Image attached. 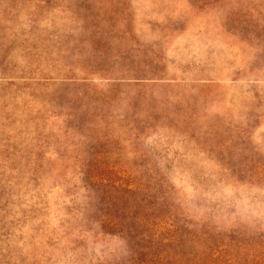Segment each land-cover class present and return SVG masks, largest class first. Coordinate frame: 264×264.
Masks as SVG:
<instances>
[{
    "label": "rangeland",
    "instance_id": "rangeland-1",
    "mask_svg": "<svg viewBox=\"0 0 264 264\" xmlns=\"http://www.w3.org/2000/svg\"><path fill=\"white\" fill-rule=\"evenodd\" d=\"M0 264H264V0H0Z\"/></svg>",
    "mask_w": 264,
    "mask_h": 264
}]
</instances>
